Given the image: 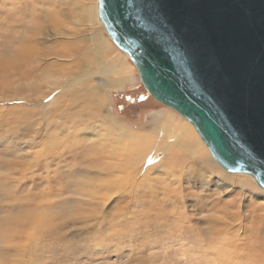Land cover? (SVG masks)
I'll return each instance as SVG.
<instances>
[{
    "label": "rangeland",
    "instance_id": "1",
    "mask_svg": "<svg viewBox=\"0 0 264 264\" xmlns=\"http://www.w3.org/2000/svg\"><path fill=\"white\" fill-rule=\"evenodd\" d=\"M5 1L8 3L9 1L17 2L18 0ZM10 2V5L14 4ZM51 4L47 3L46 6L54 7L59 12L57 15L58 22H49L50 28H47L44 33L48 32V35H44L43 39H49L48 41L52 46H55L59 39L74 40L73 38L79 36L74 35V32L82 31L85 36L91 37L92 35L91 38L96 35L99 36V39H93L92 41L90 38L88 41L82 42L84 45L91 46L89 54L92 59L88 60L86 58V62L78 68V71L85 70L86 78L91 79L90 83L94 86L92 91L94 93L98 91L104 98L105 107L103 106L102 112L110 114L116 119L119 126L125 127L123 129H128L138 135L144 132L152 134L155 127L163 129L166 131L164 132L166 133V140L169 136L171 138L170 145L173 151L177 148L181 149L177 153H183L184 156H187L186 148L182 150L183 148L179 147L178 143L181 140L179 135L181 133H186V136L190 135L193 143H196L200 148L202 147L203 153H205V156L207 155L206 159L209 160L207 162H210L218 172L215 174L211 185L205 188L200 180L191 183V180L186 177V172L183 174L184 181L181 178L177 180L181 168L179 165H177L178 169L172 168V171L168 172L170 168L161 164L157 170L147 175L146 180L149 183L145 181L146 186L140 180L145 173L142 170L148 169V166H145L147 165L146 162L143 164L146 169L141 170V176L136 174L138 173L136 167H132V171L129 167H121V171L117 169L118 171L115 170L113 175L111 171L107 168L102 169L101 166L94 167V171L98 170L96 168H101L97 171L99 174L96 175H100V179L97 180L96 176L94 178L90 177L82 169L88 165L82 153V145H78L79 152H70L72 151V145L68 142H72L74 138L69 136L68 124L63 129L62 126L65 125L64 119L62 120L63 117L59 115L52 118L50 115L52 105L47 107V103L50 104L51 99L56 97L57 90H53L50 93L51 97L43 103L41 101L43 98L42 91L36 94L32 93L30 98L27 94L31 92L28 89L20 88L21 81H17L14 83L15 88L8 91L4 88V91H0V116L4 115L9 109L18 107L25 96H28L27 108H32L30 107L32 103L39 108H35L38 112L36 118H30V122L27 124H18L14 131H10L4 137L0 135V264H252L250 261L252 258L250 256L252 252L250 245L253 240L264 239V188L258 185L252 176L226 171L213 159L209 148L206 147L192 124L177 110L174 111L158 100L156 101L145 90L140 75L129 56L108 37L102 21L98 18L97 0H54V3ZM3 29L0 28V31H3ZM50 39L52 40L50 41ZM104 65H107L109 72H103L102 69L97 71L98 68ZM46 76H50L48 80L52 79V81L62 79L55 72ZM64 78L69 77L65 76ZM124 78H126V81L123 80ZM45 83L46 80L38 84L42 86ZM57 83L55 82L56 85ZM78 85L79 83H76V88H79ZM71 88L59 90V93L69 92ZM51 90L52 88H50ZM126 93L132 99L126 100ZM34 97L40 100L37 102L36 99H33ZM57 122L60 125L59 127L56 126ZM159 122H162V124L165 122L167 124L166 128L161 127ZM78 124L75 121L74 123L69 122V126H77ZM2 131L0 129V132ZM89 137L90 140L92 139L91 142L95 140L91 138L94 136L90 135ZM51 141L56 146L47 149V144ZM145 141L147 143L148 139ZM102 143L107 144L108 141L103 140ZM121 145L126 150L129 146L134 148L133 144L129 145L121 142ZM147 146L149 145L147 144ZM56 151L58 152L56 153ZM64 151L65 154H62ZM38 152H40L39 161L35 162L38 160L35 157ZM174 152L176 153V151ZM45 154L48 158L44 156ZM151 155L153 154L150 150H146V153L143 154L147 158ZM14 157L18 160H16L18 164L14 163V166L4 164L6 159L10 162ZM105 160L108 162L114 161H110L107 157ZM31 163L34 164L33 167ZM25 164H28L29 168ZM67 165H69V168ZM139 168L141 167L139 166ZM184 171H187V167L183 168L182 172ZM11 172L13 175L7 178V175L12 174ZM142 172L144 173L142 174ZM76 173H79L78 179H75ZM163 174H167L168 177ZM224 174L240 178H251L250 184L246 185L245 194H238L236 191L224 193L221 187L223 179H225ZM171 175H174V177ZM84 176L87 177V183H85L86 180H83L86 178ZM125 176L133 180H127ZM94 179L99 181V184L94 183ZM122 179L124 184H122ZM134 179L136 182H134ZM70 180L71 182H69ZM82 182L84 183L82 184ZM224 182L228 183L226 187L229 190H232L235 185H239L238 182H232L228 179H225ZM68 183L70 186H68ZM91 183H94L95 186ZM116 183L120 184L116 185ZM181 183L180 188L179 184ZM147 184L157 187L158 190L160 188L158 199H160V204L165 207L163 212H167L168 207H172L175 211V217L170 218L169 213L156 217L154 213H150L146 217L141 216L140 212L143 205L138 203L137 198L140 197L139 195L142 192L144 195ZM187 184L188 186H186ZM135 185H140L141 191L138 190L139 187H134ZM164 185L171 189L169 193L168 191L165 193L170 198L168 201L172 203L176 201L177 203L168 205L167 199L164 197L165 194L161 190ZM89 186L93 187L89 189ZM102 187L105 189L102 190ZM184 187H187V191L200 197H204L206 191H208L209 195H212V199L221 198L223 206L227 210L224 212L226 215L225 220L230 227V229L223 232V235L236 239V242L242 246L241 251H239L240 254L234 256H237L235 261L223 260L215 251L216 246H222L221 244L227 243V240L222 239L223 236L217 238L215 234H207L204 230L206 227L207 229L210 227L208 218L217 211L212 209L213 204H210V202L207 206L201 208L195 202V196L184 195ZM96 189H98V196L94 195L97 192ZM107 189L108 191H106ZM82 191H84V194H82ZM92 192L97 199L94 198ZM181 194L182 196H180ZM82 197L85 202L82 201ZM207 198L210 199V197ZM13 199L17 202H14ZM227 203H232V206L226 205ZM78 212L82 215H79ZM41 216L43 219H41ZM8 218L14 221L17 220V223L20 219L25 220V225H27L25 232L20 236L14 232L9 233L8 229L11 226L5 221ZM46 220L47 223H45ZM178 220L188 221V224L186 229L181 227V230H178L177 233L174 231V227L178 224ZM255 232H257V237L254 236Z\"/></svg>",
    "mask_w": 264,
    "mask_h": 264
},
{
    "label": "water",
    "instance_id": "2",
    "mask_svg": "<svg viewBox=\"0 0 264 264\" xmlns=\"http://www.w3.org/2000/svg\"><path fill=\"white\" fill-rule=\"evenodd\" d=\"M97 1L145 90L184 116L226 171L264 188V0H139L144 24L124 0Z\"/></svg>",
    "mask_w": 264,
    "mask_h": 264
},
{
    "label": "bare ground",
    "instance_id": "3",
    "mask_svg": "<svg viewBox=\"0 0 264 264\" xmlns=\"http://www.w3.org/2000/svg\"><path fill=\"white\" fill-rule=\"evenodd\" d=\"M9 2L7 3L5 0H2L0 2V28L1 29L4 28L3 31H0V91H4L5 89L8 91L12 88H15L16 85H14V83H16L17 81H21L19 84V87L20 88L22 87L23 89H26V90L28 89L31 92V93L27 92L28 96L32 95V93L36 94L37 92L42 91L41 95L43 96V98L41 101L43 103H45L46 99L51 97L50 93H52L53 90H57L56 97L54 95L55 98L51 99L50 104L47 103V107L48 106L50 107L52 105L50 108L51 109L50 115L52 118L55 116H59V115L63 117L62 120L64 119L63 122L65 124L64 126H62L63 129H65L67 126L66 124H68L67 131L69 132V136H70V138L71 137L74 138L72 142H68V144L72 145V149H71L72 151H70V152L76 153L78 151V145L79 144L82 145L83 156L85 157V160L88 162V165L82 169L84 171H86V173L90 177L94 178L97 174H99L97 171L100 170L101 168L100 169L96 168L98 170L94 171L95 170L94 167H101V166L103 167L102 169L107 168L112 173L117 169L121 171V169H120L121 167H124V168L129 167V169L131 171H132V169H131L132 167L133 168L136 167V170L139 173V174L138 173H136V174L140 175L141 170L145 168V167H143V164L146 162L147 165H145V166H148V169L142 170L145 173L142 172V174L144 173V175H143L142 179H140L144 185L146 183L145 181H147L146 180L147 175L150 174L151 172H154V170H157L161 164L164 165L165 167L170 168V170L168 172L172 171L171 170L172 168L178 169L177 165H179L181 168H180V174L177 176L179 178L178 179L176 178L177 180H180V178L183 180V178H184L183 174H185V172H186V177H187V179L191 180V183H193L192 181L196 182V180H200V182L204 188L211 185L212 180L214 179L215 174L218 171H216V169L214 168L213 165H211L210 162H207L209 160L206 159L207 155L205 156V153H203V151L201 149L202 147L200 148L198 145H196V143L194 144L192 139H190L191 138L190 135L186 136V133H181L179 135V138H181V140L179 139L180 141L178 143L179 147H182L183 148L182 150H184L186 148L185 152H186L187 156H184L183 153H177V152H180L181 149L177 148L178 151H177V149L174 150V151H176V153L173 151V148H171V145H170L171 144L170 143L171 138H169L170 136L168 135L169 137L166 140V133H164L166 131H164L163 129H159L158 127H155L153 129L152 134L149 132H147V133L144 132V133H141L138 135V134L133 133L132 131H130L128 129H123L124 126H121V125L119 126L116 119H114L110 114L102 112L103 108L105 107L104 106V98L102 97V95H100L98 93V91H96L95 93L92 91V87H94V86L90 83L91 79L88 80L86 78V76L84 74L85 70L78 71V68H80L84 64V62H86L85 61L86 58L88 60L92 59L91 55L89 54V50H90L91 46L82 44L83 41H85V40L88 41V39H90L92 37V35H91V37H89V36H85L84 34H82V31L81 32H74V35H79L76 38H73L74 40L67 41V39H64V38L62 40L59 39L56 42L57 44L55 46H52L50 44V42L48 41L49 39H47V38L43 39V37H45L44 35H48L47 34L48 32L46 34H44V33L47 31V28H50L48 25L49 22L50 21H52L54 23L58 22L57 15L59 14V12L54 7L46 6L47 3H50V4L54 3V0H18L17 2H14V1L10 2V3H14L13 5H10ZM51 5H53V4H51ZM91 39H92V41H93V39H99V36L96 35L95 37H93ZM51 40L52 39H50V41ZM129 59H130V57H129ZM100 69H102L103 72H106V73L109 72V68L107 67V65H104L103 67L101 66L100 68L97 69V71H99ZM39 71H40V73H39ZM52 72L57 73L60 77H62V79H58L57 81H52V79L48 80V79H50L49 78L50 76L47 77L46 75H48L49 73L51 74ZM65 76H68L69 78H64ZM45 78H47V79H45ZM45 80H46V83L44 85L41 86L38 84L39 82H42ZM123 80L126 81V78H124ZM55 82H58L57 85L55 84ZM76 83H79V85H78L79 88H76L77 87ZM68 87H70V88L72 87L71 89H69V92L67 91L64 93H59L60 92L59 90H62L64 88H68ZM50 88H52L51 91H50ZM28 96H25V98H23V101L19 103L18 107L11 108L4 115L0 116V129L3 130L2 132H0V135L2 137H4V135L9 134V132L12 130L14 131L18 124H24V123L27 124L28 122H30V120H29L30 118H36V116L38 115L37 114L38 112L36 109H38L39 107H36L33 103L31 104L32 106H30L32 108H27ZM30 98H31V96H30ZM36 98L34 97L33 99H36ZM36 100L38 102L40 99L38 98ZM16 113H18V114H16ZM74 121L79 123V124L77 126H74V125L69 126V122L74 123ZM159 124L161 127L166 128V126H167V124L165 122L163 124H162V122H159ZM33 126H34V124H33ZM56 126H58V127L60 126L58 124V122H57ZM177 131H179V130H177ZM90 135L94 136L91 138L95 139L92 142H91L92 139L90 140V137H89ZM172 136H173V134H172ZM87 137H89V138H87ZM146 139H148L149 142L147 141V143H146V141H145ZM103 140L108 141V143L103 144L102 143ZM121 142L129 144V145L133 144L134 148H131L129 146L128 149L126 150V149H124V146L121 145ZM147 144L149 146H147ZM55 146H56V144L53 141H51L49 144H47L46 148L48 149L50 147H55ZM79 148H81V147H79ZM47 149H45V151H47ZM146 150L152 151L153 155H151L149 158H147L146 156L144 157L143 154H144V152L146 153ZM57 152L58 151H56V153ZM42 153L44 154V152H42ZM46 154L48 155V153H46ZM46 154L44 156H47ZM62 154H65V151H64V153L62 152ZM141 154H142V156H141ZM104 155H107V156H104ZM35 157L38 159L40 157V152H38L35 155ZM53 157H54V154H53ZM106 157L109 158L110 161L111 160H114V161L108 162L107 160H105ZM47 158H48V156H47ZM0 159H1V157H0ZM67 159H68V157H67ZM6 160H5L4 164L8 165V166H14V163H16L18 161L17 159H15V157L13 158V160L15 162L12 159L10 160V162H9V160H7V161ZM46 160H48V159H46ZM37 161H39V159L36 160L35 162H37ZM60 161H61V159H60ZM48 162H50V161H48ZM20 163H21V161H20ZM16 164H18V163H16ZM31 164H33V163H31ZM31 164H29V165L31 166ZM35 165H37V164H35ZM26 166H28V164ZM33 166H34V164L32 165V167ZM49 166H50V164H49ZM49 166H47V167H49ZM67 166L69 168V165H67ZM139 166L141 168H139ZM70 167H71V165H70ZM72 167H73V165H72ZM182 167L183 168L187 167V171L182 172V170H183ZM28 168H29V166H28ZM58 169L60 170L59 167H58ZM66 172H69V171H66ZM115 173H117V172H115ZM78 174L79 173L75 174V175H77V176H75L76 177L75 179H78L77 178ZM124 174H125V172H124ZM241 174H245V173H241ZM11 175H13V173L7 175V178H9ZM113 175H114V173H113ZM113 175H111V176H113ZM163 175L167 176V174H163ZM81 176L83 177L82 174H81ZM99 176L100 175L96 176L95 178H97V180H98V178L100 179ZM121 176H122V173H121ZM133 176H135V175H133ZM171 176L174 177V175H171ZM224 176H225L224 178L226 180L228 179L232 182L234 181V182L239 183L238 186L235 185V187H234L235 189L233 188L232 190H229L226 187L228 183H225L224 182L225 179H223V182H222L223 184L221 187H222V191L224 193L225 192H230V193L232 192L233 193V191H236L238 194H242V195L245 194L246 185L250 184L251 178H249V177L248 178H244V177L240 178V177H234L233 175H225V174H224ZM84 177H86V176H84ZM126 177L127 176H125V178ZM150 177H152V176L150 175ZM137 178H139V177H137ZM13 179H15V178H13ZM79 179H80V176H79ZM86 179H87V177L83 180H86ZM103 179H106V178H103ZM110 179H111V177H110ZM128 179H131V178L127 177V180ZM74 180H72V181H74ZM97 180H95L94 183H96V182L98 183L99 181H97ZM131 180H133V179H131ZM136 180H138V179H136ZM114 181H116V180H114ZM69 182H71V180ZM130 182H132V181H130ZM134 182H136L135 179H134ZM173 182H174V179H173ZM83 183L84 182H82V184ZM85 183H87V180ZM94 183H91V185ZM104 183H106V182H104ZM117 183H116V185L120 184V183L119 184H117ZM147 183H149V182L147 181ZM182 183L179 184V186L182 185ZM186 183H188V182H186ZM122 184H124L123 179H122ZM65 185H66V183H65ZM113 185H114V183H113ZM136 185L134 187H139L138 188V190H139L140 185H138V186H136ZM68 186H70L69 183H68ZM71 186H72V183H71ZM85 186H86V184H85ZM94 186H95V184H94ZM131 186H133V185H131ZM156 186H158V185H156ZM186 186H188V184ZM63 187H64V184H63ZM90 187H93V186H89V189H90ZM104 187H102L103 189L102 188H100V189L104 190L105 189ZM85 188H87V187H85ZM106 188H108V187H106ZM162 188L163 189H161V190L163 191L164 194L166 193V191H168V193H169V190H171L170 188L166 187L165 185ZM180 188H181V186H180ZM98 189H99V187H98ZM98 189H96L97 192H96V194H94L96 196H98L97 195ZM177 189H179V188H177ZM102 190H100V192L103 193ZM159 190H160V188H159ZM159 190L155 186L153 187L151 185L150 186L148 185L144 189V191H145L144 195L142 194L143 192L141 193V195H139L140 197L137 198L138 203L143 205V209L140 212L141 216L146 217L150 213H154L155 217L160 216L161 214L164 215V213H166V214L169 213L170 218L174 216L175 211L172 207H168L169 210L167 212H163V209L165 207L162 206L159 202V200H160V199H158ZM106 191H108V189ZM121 191H122V189H121ZM140 191H141V189H140ZM72 192H74V191H72ZM82 192L81 193L84 194V191H82ZM93 192H92V195H93ZM129 193H132V192H129ZM184 193H185L184 195H187V196L188 195L195 196V198H196L195 202L198 203V205L201 208L207 206V204H209L210 202H211L210 204H213L212 209H216L217 210L216 212H219V213L215 212L214 214H212L208 218L209 219L208 221H210L209 222L210 227L208 229L206 227V229H204V230L207 234H210V235L215 234L217 236V238H220V236H223L221 238L227 240V243H225V244L222 243L221 244L222 246H216L215 251H217V253L219 254V257L222 258L223 260L230 259L231 262L235 261V258L238 256V253L240 254L239 251H241L242 246H240L241 244H238V242H236V239H232L231 237H226L225 235H223V232L225 230L230 229V227H229V224L227 223V221L225 220L226 215L224 212L226 209H225V206H223L224 204H223L221 198H216L217 197L216 196L215 200L212 199L211 198L212 195H209L208 191H206L204 197H200L199 195H194L192 192L187 191V187H184ZM82 194H81V196H82ZM89 194H91V193H89ZM107 194H105V195H107ZM180 196H182V194ZM101 197H102V195L100 196V198ZM135 197H136V195H135ZM164 197L167 199L166 202L168 203V205L170 203L173 204L176 202L175 201L172 203L171 201H168V200H170V198L167 197V194H165ZM207 197H210V199ZM91 198H93V197H91ZM94 198H96V197L94 196ZM100 198H99V200H100ZM177 200H178V198H177ZM15 201L16 200H14V202ZM82 201L85 202V199L83 198ZM207 201H209V202L207 203ZM10 202H11V200H10ZM17 204H13V205H17ZM231 204L232 203H227L226 205L232 206ZM84 205H86V204H84ZM9 206H10V204H9ZM23 206H25V205H23ZM18 209H19V207H18ZM18 213H16V214H18ZM79 215H82V214L79 213ZM18 216H20V215L18 214ZM39 216H40V214H39ZM50 216L52 217V215H50ZM51 217H48V218L51 219ZM48 218H46V219H48ZM86 218H87V215H86ZM41 219H43L42 216H41ZM5 221L7 223H9V226H11L8 229L9 233L14 232L16 235L20 236L25 232V228L27 227V225H25V220L20 219V220H18V223H17V220L14 221L13 219L8 218ZM45 223H47V220ZM187 224H188V221L178 220V224L174 227V231L178 233V230L180 231L181 227L186 229ZM188 230H189V228H188ZM181 233H182V231H181ZM227 236H228V234H227ZM254 236L257 237V232H255ZM232 244H234V245H232ZM250 250H252V252L250 254V256L252 257L250 259L251 263L252 264H256V263L257 264H264V257H263L264 256V239L261 238V240H257V241L253 240V243L250 245ZM235 255H237V256L234 257ZM239 257H240V255H239ZM240 261H243V260H240ZM250 261H249V263H250Z\"/></svg>",
    "mask_w": 264,
    "mask_h": 264
},
{
    "label": "snow or ice",
    "instance_id": "4",
    "mask_svg": "<svg viewBox=\"0 0 264 264\" xmlns=\"http://www.w3.org/2000/svg\"><path fill=\"white\" fill-rule=\"evenodd\" d=\"M101 6L103 7L105 5L102 3ZM121 6L125 9L126 15L130 17L135 16L138 24H144L145 17L142 15V12L146 5L140 3L139 0H124ZM145 27L151 28V25L147 24Z\"/></svg>",
    "mask_w": 264,
    "mask_h": 264
},
{
    "label": "trees",
    "instance_id": "5",
    "mask_svg": "<svg viewBox=\"0 0 264 264\" xmlns=\"http://www.w3.org/2000/svg\"><path fill=\"white\" fill-rule=\"evenodd\" d=\"M125 95H126V100L132 99V97L128 93H126Z\"/></svg>",
    "mask_w": 264,
    "mask_h": 264
}]
</instances>
